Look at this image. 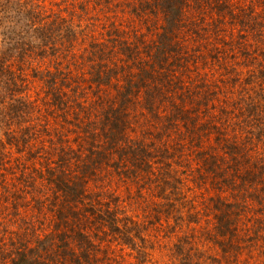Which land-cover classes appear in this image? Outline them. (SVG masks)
<instances>
[{
	"label": "trees",
	"instance_id": "trees-1",
	"mask_svg": "<svg viewBox=\"0 0 264 264\" xmlns=\"http://www.w3.org/2000/svg\"><path fill=\"white\" fill-rule=\"evenodd\" d=\"M124 1L132 7L131 13L149 10L154 15L140 17L143 24L140 26L118 22L105 38L95 40L92 46L95 59L88 64L89 74L76 75L66 61L69 56L75 55V46L63 47L69 44L60 35L57 36L60 42H57L56 30L52 28L56 18L67 21L60 11L51 17L40 0H0V128L7 139V143L0 139V157L2 152L8 151L7 144L18 149L29 148L33 144L32 137L26 132L29 128L22 126L33 112L32 106L35 107L37 99L33 100L28 95L29 101L24 102L16 96L20 90H29L31 82H38L37 90H47L45 97L48 96V101L45 103L47 107L53 103L55 119L75 118L80 122V135L84 136L76 145L65 140L62 134L60 140L63 142L56 150L57 156L46 153L37 160L20 158L15 162V167L21 166V169L18 173L11 172L16 180L10 184L11 190L19 194L18 199H23L25 203L28 201L26 194H30L31 199L39 203L42 213L48 207L53 208L49 209L52 216L48 214L46 219L63 224L57 232L52 231L31 248H19L8 264H95L93 259H98L96 252L99 244L91 238L93 232L89 227L93 226L96 227V235L104 226L105 233L122 237L125 245L133 250L141 249L135 246L130 236L134 230L130 224L135 223L122 208L119 195L109 186H93L98 181L109 183V176L114 172L124 178L138 177L152 165L149 156L156 144L137 135L145 134L147 139L153 135L148 132V122L153 117L160 121L164 112L161 108L166 103L171 107L168 119H172L178 136L189 146H195L193 142H196L199 157L207 154L208 157L202 158L208 173L218 177L220 172H216V167L225 169L224 164L236 173L241 164L246 163L244 167L249 169L248 177L257 178L255 182H259L264 189V157L248 156L255 147L259 148V140H242L244 146L237 137L221 140V131L227 124L220 114L216 116L213 100L210 99L211 90H215L208 86L212 73L196 71L191 77L192 67L198 70L199 61L207 62L208 57L213 55L205 56L200 47L191 45V42L205 39L199 29L186 36H183V31L177 36L173 33V28L189 21L180 17L185 1L145 0L141 7L139 2L134 5L131 0ZM200 29L209 30L204 23ZM69 32L75 33L72 29ZM185 77L200 84L193 85L192 82L190 86L186 85ZM94 89L104 91L96 95L94 102L92 98L88 103L87 98L86 101H83L84 98L79 100L73 92ZM196 90H205L203 100L197 97ZM7 99L19 102L18 106L6 104ZM247 108L256 115L252 118L253 127L249 129L261 139L264 127L263 123H258L259 102L255 101ZM244 111L248 113L247 109ZM68 122L70 124L72 120ZM145 122L147 128L140 132L139 126ZM56 133L60 135L62 132L58 130ZM209 133L216 134L214 143L210 149L200 150L201 141L207 139ZM157 139L164 141V137ZM55 147L54 143H50L49 151H55ZM216 149L222 155H210ZM101 174L102 177H99ZM213 180L220 185L232 182L231 178ZM39 183L50 186L45 187L48 192L41 191L37 197L33 189ZM169 183L163 180V185ZM4 198L0 202V210L8 213L10 206ZM50 199L54 202L48 206ZM14 206L16 209L20 204L17 202ZM226 207L225 213L228 214H232L234 208H240L237 203L227 204ZM262 215L263 212L250 219L259 221ZM71 217L75 220L69 221ZM231 221L220 219L221 225L225 226L224 235L228 231L233 233L230 226H235V222L232 224ZM260 226L257 225L254 233L261 232ZM136 236L143 240L140 231ZM77 237L81 240H76ZM32 259L33 262H30Z\"/></svg>",
	"mask_w": 264,
	"mask_h": 264
},
{
	"label": "rangeland",
	"instance_id": "rangeland-1",
	"mask_svg": "<svg viewBox=\"0 0 264 264\" xmlns=\"http://www.w3.org/2000/svg\"><path fill=\"white\" fill-rule=\"evenodd\" d=\"M141 1L143 3L139 0L130 2L134 5L139 2L141 7L145 0ZM184 1L180 17L189 21L177 25L173 28V33L177 36L183 31L185 32L183 36H186L199 29L205 35L204 40L190 41L191 45L194 48L200 47L205 56H213L208 57L207 62L200 60L198 70L192 67L191 77L195 76L196 71L212 73L208 86L215 90H211L210 99L213 100L216 116L219 117L220 114L228 126L225 125L222 129L221 140H232L233 137H237L244 146L242 140L256 138L259 140V148L255 147L254 152L248 153V156L264 157V136L258 139L249 129L253 127L252 118H256V115L247 108L251 103L259 102L258 123H263L264 127V0ZM40 2L46 6L47 13L51 14V17L56 16L60 11V15L67 18V21L56 18L52 28L56 30L57 42L60 40L57 36L60 35L63 41L69 44L63 47L75 46V55L69 56L66 61L71 64L76 75L80 73L87 75L88 64L95 59L94 47H92L95 45V40L105 38L110 29L116 28L118 22L123 25L130 23L140 26L142 24L140 17L154 15L149 10L131 13L132 7L127 6L124 0H90V2L40 0ZM203 23L209 30L200 29ZM69 28L75 33H67ZM170 62H172L171 58ZM194 80L185 77L186 85L190 86L192 82L193 85L200 84L197 83L199 81ZM34 83L31 82L29 90H20L16 95L24 102L29 101L28 95L33 100L37 99L35 107L32 106L33 112L22 126L29 128L26 132L32 137L33 144L29 148L24 146L19 149L7 144L8 151L2 152L0 157V202L6 197L10 206L8 213L0 210V264H8L19 248L26 246L31 248L52 231L57 232L63 224L46 219L48 214L52 216L53 213L49 209L53 208L48 207L42 213L39 203L31 199L30 194H26L28 198L26 196L25 198L28 201L25 203L23 199H18L19 194L11 190L10 184L16 181L11 172L18 173L21 169V166L15 167L17 164L15 162L20 161V158L25 161L37 160L46 153L57 156L56 150L63 142L60 140L62 134L66 137L65 140L71 143L73 141L76 145L79 138L84 137L80 135L82 132L80 122L75 118L55 119V110L51 106L53 103L51 102L50 107L45 103L48 101V96L45 97L47 90H37L38 82ZM102 91L104 90H73L79 100L84 98V101L87 98L86 103L92 98L94 102L96 95ZM204 91L196 90L197 97L201 100L204 98ZM10 102L13 100H6V104L10 106L17 107L19 104V102ZM138 107L141 108L142 105ZM170 108L168 103L163 104L161 109L164 112L160 121L153 117L148 122V132L153 135L146 133L149 135L148 139L145 134L137 135L144 141L156 144L152 155L149 156L152 165L146 167L144 173L138 177L124 178L114 172L111 177L109 176L111 178L109 183L96 181L93 186V188L109 186L119 195L122 208H125L126 213L132 217L131 221L135 223H129L134 227L130 236L134 239L135 246L141 249L133 250L125 245L122 237L117 238L116 235L105 233L104 226H101L103 231H97L98 235L94 231L96 227H89L93 232L92 240L99 244V250L96 252L98 259L96 261L93 259V262L95 264H264V189L259 186V182H255L257 178L248 177L249 169L244 167L246 163L241 164L236 173L226 164H224L226 168H222L223 171L216 167V172H220L222 176L219 174L218 177H214L213 173H208L202 158L208 157L207 154L199 157L197 147L195 148L197 143L193 142L195 146L191 144L189 146L182 137L178 136L172 119H168ZM246 109L248 113L244 111ZM68 120L72 122L68 124ZM139 127L140 132L145 131L146 122ZM58 130L62 132L60 135L56 133ZM209 135L207 139L201 141L200 150L210 149L214 143L216 134L209 133ZM158 137L160 139L164 137V141L159 142ZM0 139L7 143L1 128ZM19 140L21 141L22 138ZM50 143L56 145L55 151H49ZM251 149L249 147V151ZM218 154L222 155L221 151L216 149L210 155ZM99 177H102V174ZM213 178L215 180L231 178L232 182L220 185L215 183ZM163 180L170 181V185H163ZM49 186L48 183H39L33 189V193L38 197L39 192H48L45 187ZM17 202L20 206L15 209L14 205ZM52 202L54 200L50 199L48 206H51ZM236 203L240 208H234L232 214L225 213L227 204ZM261 212L263 215L259 221L250 219ZM222 218L226 221L232 220V224L235 222V226H230L233 228V233L230 231L226 235L222 233L225 229L220 223ZM74 220L71 217L69 221ZM97 224L99 226V223ZM257 225L262 227L258 234L254 233ZM138 231L143 240L136 236ZM78 239L81 240L77 237L76 240ZM139 259L142 262L139 263ZM30 262H33V259Z\"/></svg>",
	"mask_w": 264,
	"mask_h": 264
}]
</instances>
